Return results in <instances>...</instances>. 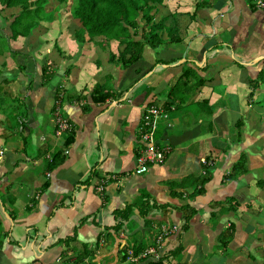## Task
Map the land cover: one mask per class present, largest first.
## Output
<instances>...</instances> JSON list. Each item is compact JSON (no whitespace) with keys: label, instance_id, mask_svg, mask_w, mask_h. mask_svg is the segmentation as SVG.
I'll use <instances>...</instances> for the list:
<instances>
[{"label":"crops","instance_id":"crops-1","mask_svg":"<svg viewBox=\"0 0 264 264\" xmlns=\"http://www.w3.org/2000/svg\"><path fill=\"white\" fill-rule=\"evenodd\" d=\"M196 1L162 0L156 16L175 15L165 24L179 43L144 47L127 67L107 60L114 40L75 42L79 22L60 6L0 46V264H150L142 250L162 257L177 245L169 264H264V6ZM96 84L110 97L93 102ZM150 105L165 113L152 139L169 151L136 173ZM55 108L69 124L58 136ZM56 150L63 160L49 169ZM83 244L89 253L74 259Z\"/></svg>","mask_w":264,"mask_h":264},{"label":"trees","instance_id":"trees-1","mask_svg":"<svg viewBox=\"0 0 264 264\" xmlns=\"http://www.w3.org/2000/svg\"><path fill=\"white\" fill-rule=\"evenodd\" d=\"M54 1L56 2L53 7L54 10L53 8L46 10L45 7L49 2L54 3ZM207 4V0H197L195 7H202ZM57 6L65 7L64 11L68 10L70 17L79 22V26L73 32V39L78 44L85 41L84 34L88 41L99 43L101 48L111 40L116 41L121 48L117 49L116 53L108 52L107 60L115 62L119 67H127L139 61L144 47H148L151 51L153 50V53H157L159 47L175 45L180 41L175 26L165 24L168 17L174 18L175 15L161 14L158 18L156 16L158 8L164 6L162 0H0V7L2 8L0 11L1 49L8 50L4 45L6 40L14 39L18 35L26 36L39 21L51 20L53 11L57 13ZM4 11L7 14H4ZM95 37H99L100 40H94ZM174 61L175 58H172L171 62ZM157 62L158 60L155 63ZM159 62L166 64L168 61L159 60ZM194 67L196 68V65ZM192 72L189 67L182 68L181 75L176 81L174 80L166 92V99L163 103L165 111H168L172 104L180 102L176 98L178 96L176 91L186 85V77ZM198 83H201L200 79L195 82V84ZM109 94L102 84H96L91 92V100L102 102L110 97ZM70 137L65 138L63 142L65 145L70 141ZM62 160L63 155L60 150H56L48 161L49 169ZM239 167L240 163L236 162L231 171L236 173ZM229 177L226 175V178ZM140 210L144 211L143 209ZM119 224L120 222L117 221L114 226ZM66 239L69 238H64V240ZM83 249L89 251L84 244ZM179 251L180 245H177L150 264H165V262L167 264L168 257H177ZM76 257L77 255L73 256L74 259ZM74 262L76 261L72 263L74 264Z\"/></svg>","mask_w":264,"mask_h":264},{"label":"built area","instance_id":"built-area-1","mask_svg":"<svg viewBox=\"0 0 264 264\" xmlns=\"http://www.w3.org/2000/svg\"><path fill=\"white\" fill-rule=\"evenodd\" d=\"M252 4L256 8H261L264 6V0H251ZM55 110V135H59L61 132L69 129V124L59 115L57 108ZM165 117V113L157 108L154 105L148 106L141 115L140 127H139V138L143 142V149L136 155L135 157V172L142 173L144 172L149 164H160L163 162V159L166 153L169 151L167 146H159L152 139V131L154 130L156 123V117ZM64 153H67V150H63ZM2 151L0 150V156ZM199 161L202 165H210L211 162L205 158H200ZM204 172H202L203 174ZM175 225L171 226H161L160 232L156 237V242L160 241L163 236L167 233H172L176 231ZM139 257L144 259H153L157 260L161 257V253L157 251L154 247H149L147 249L142 250L139 254ZM165 262V261H164ZM166 264V262H165Z\"/></svg>","mask_w":264,"mask_h":264},{"label":"rangeland","instance_id":"rangeland-1","mask_svg":"<svg viewBox=\"0 0 264 264\" xmlns=\"http://www.w3.org/2000/svg\"><path fill=\"white\" fill-rule=\"evenodd\" d=\"M54 3L56 4V2L54 1ZM53 3H51V2H49V4L45 7V9H50V8H53ZM0 11H2V8L0 7ZM51 11V10H50ZM4 14H7V12L6 11H4L3 12ZM62 23V22H61ZM159 49V52H160V50L162 49L161 47H159L158 48ZM143 50H144V48H143ZM150 50V49H149ZM164 50V49H163ZM152 52H153V50H152ZM168 53V52H167ZM153 54H156V53H153ZM142 55V54H141ZM160 56V55H159ZM158 56V57H159ZM142 57V56H141ZM145 57H148L149 59H152V57L151 56H147V53H145ZM182 58V57H181ZM154 60H157V57L155 56L154 58H153ZM165 60V62L168 60V59H164ZM176 63H178V60L176 61ZM172 64H174V63H172ZM163 65H171L170 63H166V64H162V67H163ZM186 66H188V64L186 63L185 64ZM178 66H180L181 67V65H178ZM191 70H194V68H193V65L191 64V66L189 67ZM163 69V68H162ZM261 103H264V95H261ZM160 118V116L159 117H156L155 118V120L156 121H158L159 122V119ZM155 135V134H154ZM262 232L264 233V228H263V230H262ZM86 253V251L83 249L82 250V248H81V250L80 251H76L75 253H73V254H75V255H77L78 256V254H85ZM87 253H89V252H87Z\"/></svg>","mask_w":264,"mask_h":264}]
</instances>
